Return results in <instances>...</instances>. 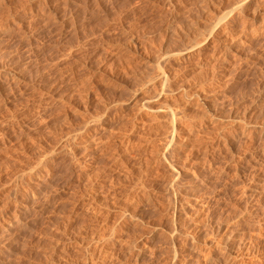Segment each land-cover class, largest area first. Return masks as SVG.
Returning <instances> with one entry per match:
<instances>
[{
  "label": "rangeland",
  "instance_id": "rangeland-1",
  "mask_svg": "<svg viewBox=\"0 0 264 264\" xmlns=\"http://www.w3.org/2000/svg\"><path fill=\"white\" fill-rule=\"evenodd\" d=\"M263 14L0 0V264H264Z\"/></svg>",
  "mask_w": 264,
  "mask_h": 264
},
{
  "label": "bare ground",
  "instance_id": "bare-ground-1",
  "mask_svg": "<svg viewBox=\"0 0 264 264\" xmlns=\"http://www.w3.org/2000/svg\"><path fill=\"white\" fill-rule=\"evenodd\" d=\"M262 16H264V14L262 15ZM191 50H194V49H191ZM182 216V215H181ZM183 217H184V215H183ZM183 217H182V219H183ZM234 247V246H233ZM195 248V247H194ZM229 248V247H228ZM222 252V251H221ZM228 252H230L229 250H228ZM227 252V253H228ZM223 254H224V252H222ZM231 253V252H230ZM230 253H228V254H230ZM227 255V254H226ZM228 258H229V256H228ZM228 258H226V259H228Z\"/></svg>",
  "mask_w": 264,
  "mask_h": 264
}]
</instances>
